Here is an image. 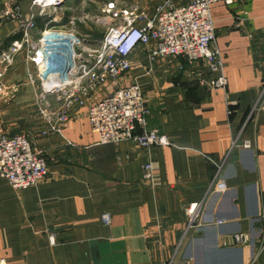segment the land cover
Segmentation results:
<instances>
[{
    "label": "crops",
    "instance_id": "crops-1",
    "mask_svg": "<svg viewBox=\"0 0 264 264\" xmlns=\"http://www.w3.org/2000/svg\"><path fill=\"white\" fill-rule=\"evenodd\" d=\"M31 1L20 4L26 19L35 16L33 40L47 20L59 28L79 9L91 25L108 4L116 10L135 4L153 15L166 1L185 3L92 0L78 8L64 1L60 10L70 12L60 23L59 12L36 16ZM211 15L220 70L211 71L204 60L190 66L181 58L150 62L139 48L118 84L108 82L87 107L74 108L60 133L41 135L45 125L34 108L40 88L28 79L35 68L26 55L12 67L0 66V132L27 135L49 171L40 184L20 191L0 178V256L6 264H264V0L220 2ZM21 36L17 23L0 25V53ZM80 37L92 47L102 38ZM199 72L206 79L224 76L227 87L200 86ZM133 82L149 109V126L169 145L100 144L91 131L88 106ZM215 164H222L226 191L207 196ZM200 203L198 221L188 229L186 207Z\"/></svg>",
    "mask_w": 264,
    "mask_h": 264
},
{
    "label": "built area",
    "instance_id": "built-area-1",
    "mask_svg": "<svg viewBox=\"0 0 264 264\" xmlns=\"http://www.w3.org/2000/svg\"><path fill=\"white\" fill-rule=\"evenodd\" d=\"M65 0H32L36 16L56 15ZM231 5L235 0H185L175 6L170 1L155 8L153 15L138 5L116 10L108 4L104 10L108 19L97 17L95 24L106 22L103 37L95 46H86L84 39L75 33V20L56 26L54 19L47 20L46 28L33 40L30 31L36 28L35 16L25 18L20 0L0 1V25L17 23L21 39L13 41L0 53V66L8 68L17 56L24 53L35 68L29 76L31 84H38L35 113L44 123L41 135L60 133L70 120L71 111L87 107L90 97L108 82L118 84L131 69V57L136 50L144 49L150 62L162 58H181L188 66L204 60L211 71L220 70L221 55L215 47V24L211 8L217 3ZM87 19V17H85ZM63 29V30H62ZM200 86L211 90H224V76L206 79L196 73ZM149 109L144 103L139 85L133 82L119 86L112 93L87 108L90 129L97 134L100 144L132 142L143 150L169 145L167 138L148 124ZM249 148L247 141L242 143ZM236 143H233V147ZM144 178H151V165L142 168ZM222 164H215V172L207 189V196L226 191ZM48 165L41 152L34 151L23 133L0 132V178L15 191L37 186L46 179ZM202 203L186 207L187 228L198 221ZM107 222V217L104 216ZM187 229V230H188ZM237 242L240 236L235 237ZM0 264H6L0 256Z\"/></svg>",
    "mask_w": 264,
    "mask_h": 264
},
{
    "label": "rangeland",
    "instance_id": "rangeland-1",
    "mask_svg": "<svg viewBox=\"0 0 264 264\" xmlns=\"http://www.w3.org/2000/svg\"><path fill=\"white\" fill-rule=\"evenodd\" d=\"M71 2V0H65V2ZM90 1H92V0H73V2H76V4H77V6H78V8H80V6H81V3L82 2H85V4H87V5H89V4H91V3H89ZM99 1V4H105L106 5V3H109V1H111V0H98ZM122 1H124V2H127L128 0H122ZM65 4V3H64ZM62 5V7L64 6V8H66V6L65 5ZM83 5V4H82ZM108 6V5H107ZM107 6H105V8H104V10H107ZM66 12H70V11H67V9H62V10H60L59 11V17H60V23H64V19H65V16H66ZM82 13H84V12H82V10L81 9H79L78 11H77V13H74L73 14V18H74V20H75V28H76V31H75V33H77L78 35H86L87 33L88 34H90L91 35V39H99V38H101V37H103V34H104V32H105V30H106V22H108L109 20H107V21H103L104 23H102V24H99V25H97V24H95V21L97 20V16H96V18L95 19H93V24H95L96 25V28L93 26V24H89V22L87 21V20H89V19H87L86 20V18H85V16H82L83 14ZM107 14V13H106ZM106 14H103V15H100V16H98V17H104V16H107ZM54 16H56V15H54ZM91 20V19H90ZM92 21V20H91ZM63 30V29H62ZM80 36H78L80 39H82ZM23 53V52H22ZM21 54V53H20ZM18 57V56H17ZM17 57H16V59H17ZM15 59V60H16ZM15 62V61H14ZM14 64V63H13ZM13 65H11L10 67H12ZM40 87V86H39ZM37 117V116H36ZM38 119V118H37ZM18 134H20L19 132H18Z\"/></svg>",
    "mask_w": 264,
    "mask_h": 264
}]
</instances>
